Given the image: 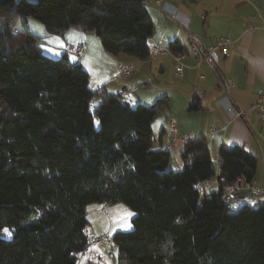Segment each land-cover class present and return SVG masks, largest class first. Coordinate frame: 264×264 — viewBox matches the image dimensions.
I'll use <instances>...</instances> for the list:
<instances>
[{
	"label": "trees",
	"instance_id": "obj_1",
	"mask_svg": "<svg viewBox=\"0 0 264 264\" xmlns=\"http://www.w3.org/2000/svg\"><path fill=\"white\" fill-rule=\"evenodd\" d=\"M30 17L46 35L92 33L107 53L138 60L153 28L144 0H0V264H77L94 202L134 212L131 230L111 237L117 264H264V203L232 211L221 199L229 183L253 182L256 157L221 147L218 184L199 194L215 175L204 137L185 139L178 170L153 146L166 97L143 105L90 88L69 54L42 53Z\"/></svg>",
	"mask_w": 264,
	"mask_h": 264
},
{
	"label": "crops",
	"instance_id": "obj_2",
	"mask_svg": "<svg viewBox=\"0 0 264 264\" xmlns=\"http://www.w3.org/2000/svg\"><path fill=\"white\" fill-rule=\"evenodd\" d=\"M144 4L153 23L148 41L163 45L177 41L187 49L190 34L197 35L204 44L226 36L232 42L230 55L218 56L217 72H214L205 62L196 64L194 57L187 54L182 73L178 75L168 55L153 60H138L125 54L113 56L92 33L68 29L63 35L48 36L40 28L36 32H43L47 41L45 52L51 56H61L60 48L67 42H84V54L72 57L88 72L90 88L103 86L112 93L127 88L132 91V103L143 105L166 97V103L157 110L151 123L156 147L168 145L167 119L173 117L179 133L204 137L214 162L221 147L237 145L250 152L257 160L252 183L263 190L254 199L264 202V123L260 122L257 111L250 109L257 91L264 88V13L261 10L264 0H144ZM32 25L35 23L28 19V30H33ZM130 64L134 66L133 73L120 76L119 70ZM221 78L233 81L228 94L220 87ZM229 104L247 110L246 114L230 115ZM184 141L178 138L169 154L174 149L180 152ZM88 224L87 232L94 234L121 228L117 222L105 219L100 223L88 221ZM100 245L87 248L77 264H94L99 258Z\"/></svg>",
	"mask_w": 264,
	"mask_h": 264
},
{
	"label": "built area",
	"instance_id": "obj_3",
	"mask_svg": "<svg viewBox=\"0 0 264 264\" xmlns=\"http://www.w3.org/2000/svg\"><path fill=\"white\" fill-rule=\"evenodd\" d=\"M262 12L264 13V4L261 7ZM231 40L226 36H218L213 38L210 44L202 43L201 39L195 35L190 34L188 37V47L186 52H173L168 48L167 45H163L159 42L148 41V58L147 60H153L154 58L160 55H168L173 63L174 70L176 74L180 75L183 70V60L187 54H190L194 57L195 63L199 64L201 61L205 62L207 66L214 72H217V60L218 56L222 55L227 57L230 55V45ZM62 50L64 53L73 55L75 57H80L85 52V44L84 42H76L70 43L67 42L63 45ZM134 71L133 65H126L119 70V75L123 77L130 76ZM233 85V81L227 78L220 79V87L225 94H228L231 86ZM120 95L123 96L127 101L133 102V94L132 91L127 88L120 91ZM250 109L256 110L259 116L260 122L264 123V88H260L257 91L255 101L251 104ZM227 112L235 117H243L247 110L238 109L232 104L227 106ZM168 126V136L169 143L166 147H162L165 150H170L174 142L178 139H187L190 135L187 133H179L176 128V120L173 117H169L167 119ZM215 175L212 179L205 180L197 185V191L199 194H204L211 187L218 184L217 179V169L219 167L218 160L215 162ZM263 193V190L254 186L253 183H248L243 180V178H239L228 185H226L221 199L228 203L229 205L235 204L238 201H248V204H251V207L259 203H264L263 201H257L254 198L259 194ZM247 203V202H246ZM102 211L105 212V207H102ZM87 248L89 246H96L100 244H111L112 238L107 233L94 234L89 233L86 238ZM85 251L80 253L78 258V262L80 257L83 255Z\"/></svg>",
	"mask_w": 264,
	"mask_h": 264
},
{
	"label": "rangeland",
	"instance_id": "obj_4",
	"mask_svg": "<svg viewBox=\"0 0 264 264\" xmlns=\"http://www.w3.org/2000/svg\"><path fill=\"white\" fill-rule=\"evenodd\" d=\"M16 1H19V0H16ZM26 1L31 2V3L36 2V0H26ZM29 19L32 20L36 26V27H33V25H32L31 29H33V30H31V31L34 34L43 38V43H41L42 53L44 55L52 57L54 59L59 58L60 55L59 56H51L49 54H46V52H45V51H47L46 38L44 36H42L43 32H36V31H38L39 28L42 31L45 30L44 25L40 21H38L37 19L31 18V17ZM15 26L21 27L20 22L17 21L15 23ZM26 29H28V28H26ZM69 30L74 31V29H69ZM48 36H52V35H48ZM53 36H55V35H53ZM95 37L99 40V37H97V36H95ZM99 42H100V40H99ZM60 49L62 50V47ZM72 56L73 55H69L68 58L70 60H73ZM156 145H157V143L153 144L154 147H156ZM181 168H182V166H181L180 152H179V150L174 149L170 152L168 170H178ZM104 204L105 203H96V202L90 203L86 209V217L88 218L87 220L89 222L93 221L95 223H100L102 219L107 220V222H109V220L115 221L118 223V226L121 227V228H117V229H120L118 231H123V232L130 231L132 228L131 218L133 217L134 212L129 207H127L123 202H116L113 204H105V205ZM102 205H104V207L106 208L105 212H103L100 208ZM239 207H240V205L235 203V204H233V208L231 210L237 211V209ZM100 210H101V213H100ZM129 213H131L132 215H129ZM88 226H89V224H88ZM116 231L117 230L112 229V230H107L106 232L112 237ZM88 248L93 249V246H89ZM98 248H99L100 254H99V258L97 260H95L94 264H117V248L114 245V243L100 245Z\"/></svg>",
	"mask_w": 264,
	"mask_h": 264
},
{
	"label": "snow or ice",
	"instance_id": "obj_5",
	"mask_svg": "<svg viewBox=\"0 0 264 264\" xmlns=\"http://www.w3.org/2000/svg\"><path fill=\"white\" fill-rule=\"evenodd\" d=\"M33 27H36L35 25H33ZM129 215H132L131 213H129ZM5 232H7V230L5 229Z\"/></svg>",
	"mask_w": 264,
	"mask_h": 264
}]
</instances>
